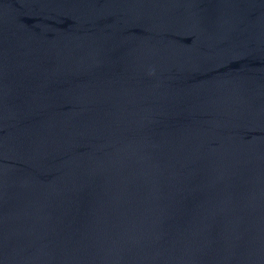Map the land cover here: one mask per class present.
<instances>
[{
	"label": "water",
	"instance_id": "95a60500",
	"mask_svg": "<svg viewBox=\"0 0 264 264\" xmlns=\"http://www.w3.org/2000/svg\"><path fill=\"white\" fill-rule=\"evenodd\" d=\"M0 264H264V0H0Z\"/></svg>",
	"mask_w": 264,
	"mask_h": 264
}]
</instances>
